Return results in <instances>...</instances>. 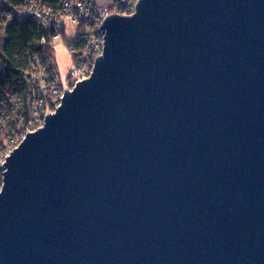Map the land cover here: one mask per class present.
<instances>
[{
    "label": "water",
    "instance_id": "95a60500",
    "mask_svg": "<svg viewBox=\"0 0 264 264\" xmlns=\"http://www.w3.org/2000/svg\"><path fill=\"white\" fill-rule=\"evenodd\" d=\"M5 159L0 264H264V0H139Z\"/></svg>",
    "mask_w": 264,
    "mask_h": 264
},
{
    "label": "built area",
    "instance_id": "2783aa9c",
    "mask_svg": "<svg viewBox=\"0 0 264 264\" xmlns=\"http://www.w3.org/2000/svg\"><path fill=\"white\" fill-rule=\"evenodd\" d=\"M138 1L107 0L106 5H100L96 0H65L59 9H54L39 0H26L13 11L12 17L17 21L30 19L53 31L48 43L41 39L44 51L29 59L37 90L25 102L20 94L0 92V167L28 133L42 127L44 117L58 107L64 89L71 90L90 76L94 60L102 51L103 35L99 28L103 21L111 15L131 16ZM69 25L73 30L80 28V32L66 47L71 67L59 80L61 73L52 60L53 41L60 39ZM3 171L0 170V190Z\"/></svg>",
    "mask_w": 264,
    "mask_h": 264
},
{
    "label": "trees",
    "instance_id": "16d2710c",
    "mask_svg": "<svg viewBox=\"0 0 264 264\" xmlns=\"http://www.w3.org/2000/svg\"><path fill=\"white\" fill-rule=\"evenodd\" d=\"M6 1L11 6L20 7L26 0ZM39 1L54 9H59L65 0ZM52 31L51 28L30 19L14 22L5 29V39L0 56V92L2 94H20L25 102L31 93L37 90V83L30 74L29 59L32 55L41 54L44 51L41 39H45L48 43Z\"/></svg>",
    "mask_w": 264,
    "mask_h": 264
},
{
    "label": "rangeland",
    "instance_id": "374dc122",
    "mask_svg": "<svg viewBox=\"0 0 264 264\" xmlns=\"http://www.w3.org/2000/svg\"><path fill=\"white\" fill-rule=\"evenodd\" d=\"M98 4L102 5L107 2V0H96ZM106 5V4H105ZM66 32L63 34V36L58 39L53 41V46H55V51L52 53V60L53 63L56 64L59 72L61 75L59 76V80L63 79V76L65 72L68 71V69L71 67V62L69 60L68 53L66 52V47L69 46V41L74 40L75 35L80 32V28L73 30L71 25L66 27ZM5 39V34L4 31L0 32V56L2 55L1 50H2V44ZM67 40V42H65ZM0 66H1V61H0ZM64 87L68 88V84H63ZM63 89V86L60 87V90ZM68 90V89H64Z\"/></svg>",
    "mask_w": 264,
    "mask_h": 264
},
{
    "label": "bare ground",
    "instance_id": "6f19581e",
    "mask_svg": "<svg viewBox=\"0 0 264 264\" xmlns=\"http://www.w3.org/2000/svg\"><path fill=\"white\" fill-rule=\"evenodd\" d=\"M0 7H1L0 27H1V31H5V29L9 25H11L14 22H17V20L14 17H12V13L17 7L9 5L6 0H0Z\"/></svg>",
    "mask_w": 264,
    "mask_h": 264
}]
</instances>
